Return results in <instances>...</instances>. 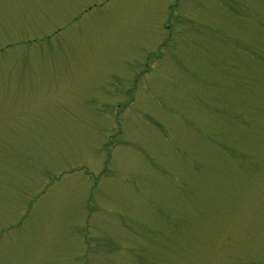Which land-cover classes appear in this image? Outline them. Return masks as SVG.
<instances>
[{
    "label": "rangeland",
    "instance_id": "374dc122",
    "mask_svg": "<svg viewBox=\"0 0 264 264\" xmlns=\"http://www.w3.org/2000/svg\"><path fill=\"white\" fill-rule=\"evenodd\" d=\"M0 264H264V0H0Z\"/></svg>",
    "mask_w": 264,
    "mask_h": 264
}]
</instances>
